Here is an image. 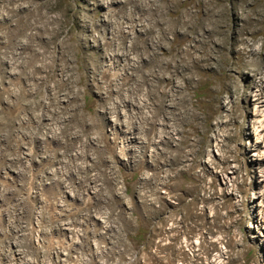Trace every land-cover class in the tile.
<instances>
[{"label":"rangeland","instance_id":"374dc122","mask_svg":"<svg viewBox=\"0 0 264 264\" xmlns=\"http://www.w3.org/2000/svg\"><path fill=\"white\" fill-rule=\"evenodd\" d=\"M251 8L252 0H0V136L9 133L0 139V189H15L5 194L13 204L26 196L50 213L67 205L84 233L74 239L73 230L71 244L60 231L66 215L45 233L25 212L29 227L19 231L0 214L12 239L28 231L29 248L52 249L35 264H264V96L257 100L250 67L238 65L247 46L264 49V21L246 18ZM239 35L245 43L233 49ZM114 79L125 89L118 110L105 86ZM17 136L15 163L29 175L2 155ZM73 166L88 179L81 195L52 171ZM77 172L66 179L79 190ZM101 207L111 233L78 211ZM12 239L0 264H19L17 253L33 264Z\"/></svg>","mask_w":264,"mask_h":264},{"label":"clouds","instance_id":"9594fccd","mask_svg":"<svg viewBox=\"0 0 264 264\" xmlns=\"http://www.w3.org/2000/svg\"><path fill=\"white\" fill-rule=\"evenodd\" d=\"M7 7V5L5 6ZM5 15H9V13L5 12ZM246 18L249 19H254L256 21H264V0H252V8L246 13ZM2 19V18H0ZM262 51H264V49H261ZM5 59H7L8 57L5 56L3 57ZM15 61H13V71H15ZM153 75V73H149V76ZM105 86L108 88V95H109V106H111L114 110H118L119 107L121 106V104L124 101V92L125 89L121 87L119 81L117 80H113V81H106L105 82ZM81 89L83 87V85L80 86ZM138 90V89H137ZM115 91L116 95L112 96L111 93ZM129 93H133L132 89H128ZM130 99L132 100V103H135V99H134V94L130 95ZM9 103H12V101H9ZM151 110V109H150ZM115 114V111L114 113ZM25 120H27V117H24ZM5 124L7 126L8 122L5 121ZM37 126H39V118L37 120ZM63 127V125H62ZM132 127V122L131 120L129 121V130H131ZM143 127H146V125L142 126L141 128V133L143 134ZM17 133L20 132H24L25 134H27L29 137H34V136H39L40 139H45V136L47 135H52L54 138H57L55 136L54 133H50V132H45V133H40L34 129H26V130H21V129H16L15 130ZM9 137V133L8 131H5L3 136H0V139H6ZM16 141L17 142H13L11 139L9 140V144L12 148L11 152L8 151H3L2 155L4 157L5 160H12L15 164V170L17 172H22L25 175H29L30 174V170L27 168V166H25V168H21L19 166V164H16L15 162L19 161L22 159L21 154H19L16 149L19 146V143H23V141H19L18 136L16 137ZM45 143H47V141H45ZM31 145V139H29L27 146H29L30 148ZM5 148H7V146H5ZM191 151H196L195 148L191 149ZM45 156H48L51 159L55 158V153L53 152H45L44 153ZM37 157L33 156L32 159H36ZM189 157H185V159H188ZM192 159H195L194 157H192ZM202 159V157H201ZM0 166H7L4 165L3 161H0ZM50 169V165H49V169ZM43 171L41 170L40 172L36 173V175H39L42 177L41 181L39 183H44L45 180L43 178ZM54 172H60L59 176H56L55 179L62 181L65 185H67V190L73 192L75 195H81V193H83L85 191L84 185H86L88 183V179L86 174L83 173V171H79L77 172V169L75 166L71 167V168H63V169H55L52 170ZM69 171L72 172H77V175L79 177V180L81 182V188L78 190L76 189L71 180L66 179L67 174ZM32 180H34V176L30 177V179L28 181H25V184L27 185L28 183H30ZM167 181L165 180H160L159 183L163 184L166 183ZM15 189L12 188H8L7 186H5L3 189H0V200H3L5 202V204L7 205V207L4 208H0V214L2 213H7L9 216V227L12 228H16L17 231L20 230L21 227L27 229L29 227L28 225V221L27 220H20L19 219V214L21 212H25L27 213L29 219H36L39 222V231L48 233L50 232V230L52 228H57L61 226V222H60V216L66 215L69 218H66L64 220V225L68 226L71 223H75L76 219H75V211L76 210H69L67 205H64L62 207V211L57 214V213H50L47 211V208H34L31 206L30 201H28L27 197H21V196H17L16 197V203L13 204L10 202V200L8 198H6L5 194L7 192H14ZM35 195V194H33ZM97 195L99 199H104L105 203H108L109 199H110V193L106 192L103 188V185H101L99 188H97ZM62 199V195L58 196L56 201L54 203H60ZM80 215H83L85 217L92 215L93 211L91 208H81L78 210ZM95 214L98 215H105V209L103 207L101 208H97L95 210ZM16 220L17 223L13 224L12 221ZM107 223L108 224H112V221L107 219ZM115 226V225H113ZM0 232L4 233V240L0 241V250H3L5 252V254L10 255L7 252V248H6V242L9 241L10 239H12L9 236L8 233V229L4 228V227H0ZM24 239L23 240H19V239H12V242H15L18 247H20V250L24 256V260L26 261L29 257L32 258L33 260V264H35V260L38 258V254L43 252L44 253V259L45 262H47L48 259V255L47 253L49 251H51L52 249L50 248H45V247H40V248H29V244L30 241L35 239V235L33 233H30L28 231L24 232ZM75 235H84V233L79 232L78 230L74 229V239H75ZM86 259V258H85Z\"/></svg>","mask_w":264,"mask_h":264},{"label":"bare ground","instance_id":"6f19581e","mask_svg":"<svg viewBox=\"0 0 264 264\" xmlns=\"http://www.w3.org/2000/svg\"><path fill=\"white\" fill-rule=\"evenodd\" d=\"M243 2H247L248 0H242ZM251 2V1H250ZM244 4V3H243ZM209 14V13H208ZM206 16H207V13H206ZM205 16V17H206ZM209 16V15H208ZM188 16L186 15V18H187ZM201 17V16H200ZM181 19V18H180ZM184 19V18H183ZM185 20V19H184ZM183 21V20H182ZM199 22H201V21H199ZM209 22V21H208ZM202 23V22H201ZM187 24V23H186ZM196 25H198V24H196ZM251 25V24H250ZM257 25V24H256ZM224 26V25H223ZM196 28V27H195ZM194 29V28H193ZM221 29V28H220ZM242 32L245 34V35H248L249 33H248V28L247 27H243L242 29ZM254 30V29H253ZM222 31V30H221ZM251 33V32H250ZM250 38H251V40H253V34L251 33L250 34ZM183 40V39H182ZM247 41V40H246ZM250 41V40H249ZM238 42H240V43H242V44H244L245 43V39L242 37V35H239V37H237L235 40H234V42H233V44H232V47H233V49H234V47L236 46V43H238ZM247 43H249V42H247ZM254 44V43H253ZM253 44L252 45H249V46H247V49H248V52H246L247 50H245L246 48L244 47L243 49H240V50H238L237 51V53L238 54H242V52L243 51H245L246 52V55H247V60L246 61H244V60H242V62L241 61H239V62H241L240 64H238L239 66H244V67H246V69L247 68H249L250 67V73H251V75H252V79H251V82H250V86L252 87L253 85H256L257 87H259V90H257L258 91V93L256 94V96H257V100L259 101L263 96H264V91H263V89H262V85H263V83H264V61L261 59V49H258V50H255L254 48H253ZM248 45V44H247ZM221 46V45H220ZM244 46V45H243ZM222 47V46H221ZM263 48V47H262ZM207 50V49H206ZM241 50H243V51H241ZM246 55H244V56H246ZM206 57V56H205ZM237 65V66H238ZM194 68V67H193ZM239 68V67H238ZM242 68V67H241ZM231 77V75H228V78H230ZM249 86V87H250ZM234 90V89H233ZM247 90V89H246ZM28 156V155H27ZM93 182V181H92ZM91 182V183H92ZM93 184V183H92ZM91 186V185H90ZM96 187V186H95ZM94 186L93 187H90L89 189H88V192L90 193V194H94L95 192H96V188H95ZM95 188V189H94ZM106 212H105V215H98V214H92L91 215V217H92V219L94 220V221H98L100 224L102 223L103 225H102V230L104 231L103 233L105 234V233H111L112 232V229L111 228H113V226H112V224L110 225V224H107V222L105 221V219H106ZM93 221V222H94ZM82 223V222H81ZM115 228V227H114ZM73 228H72V226L69 224L68 226H65V225H62V227L60 228V231L61 232H63L65 235H67L66 237H67V239L69 240V241H71V244H73L74 243V241L72 240V237H71V234H73ZM102 233V234H103ZM82 239H83V237H82ZM82 243H83V241L81 240V241H77V240H75V244H74V247H72V249H74L75 247H79V251H81V249H82V247H83V245H82ZM81 248V249H80ZM67 253V252H66ZM62 254V256H66L67 254H63V253H61ZM16 255V254H15ZM16 257L17 258H15L18 262H19V264H28V262L27 263H25V262H23V261H21V256H20V254H18L17 253V255H16ZM25 261V260H24ZM61 261L63 262V261H65V257L63 258L62 257V259H61ZM65 263V262H64Z\"/></svg>","mask_w":264,"mask_h":264}]
</instances>
